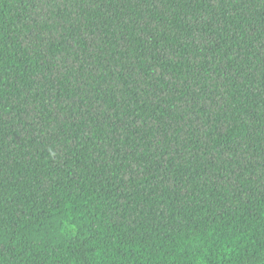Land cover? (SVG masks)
<instances>
[{
  "label": "trees",
  "instance_id": "obj_1",
  "mask_svg": "<svg viewBox=\"0 0 264 264\" xmlns=\"http://www.w3.org/2000/svg\"><path fill=\"white\" fill-rule=\"evenodd\" d=\"M0 264H264V0H0Z\"/></svg>",
  "mask_w": 264,
  "mask_h": 264
}]
</instances>
